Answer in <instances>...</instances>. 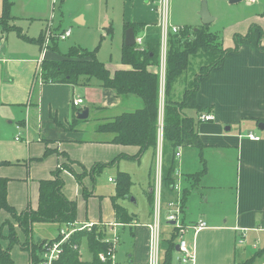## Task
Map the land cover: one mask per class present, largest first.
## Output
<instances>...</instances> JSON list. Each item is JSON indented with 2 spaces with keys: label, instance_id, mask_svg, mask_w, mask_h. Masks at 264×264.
<instances>
[{
  "label": "crops",
  "instance_id": "crops-1",
  "mask_svg": "<svg viewBox=\"0 0 264 264\" xmlns=\"http://www.w3.org/2000/svg\"><path fill=\"white\" fill-rule=\"evenodd\" d=\"M122 1L123 29L125 24H142L145 27L142 31L146 33L150 31L151 25L157 24L158 16L155 5L158 0ZM255 1L258 2V0ZM11 3L13 4L12 1ZM190 3L194 4V0H187V4ZM1 6L2 2L0 3V16ZM194 8L197 20L200 21L198 16L200 6L197 4ZM14 17L16 16H12V18ZM83 19L84 15L80 14L72 18V21L82 26L84 25ZM198 21L193 25L197 26ZM213 22H215V19ZM210 25L206 27L211 29ZM238 25L243 26L244 29L241 32H233V35L245 36L251 30L250 39L241 41L238 53L226 56L219 67L215 68L207 77L200 79L199 89L195 97V104L203 110L209 109V113L214 116L213 121L200 123L197 127L202 144L213 152L234 149L233 152L237 161L235 213L229 218L223 214L218 215V213L211 214L209 212H202L196 217L191 214L186 217L183 213V223H194L198 219H202L207 226L195 237L194 264H243L247 260H252L251 264H264V128L263 130L259 129L260 124L264 127V51L259 49V29H264V12L246 16ZM181 26L179 27L181 28ZM250 26L253 28L251 29ZM104 27L109 29V24L105 23ZM66 29H71V27ZM66 29L61 28L59 32ZM42 31L43 29L40 30L36 38H29L26 35L36 42L24 41L34 45L35 48L36 46L39 48ZM5 39V34L0 30V161L10 163L8 166L0 167V178L8 180L7 202L12 208L18 213L27 209L36 210L39 197L38 183L41 180L52 179V173L60 165H70L69 161L73 162L70 166L75 173L80 174L82 168L90 169L94 165L110 164L114 161L115 164L109 167H117L118 160H129L135 157L138 148L108 144L107 142L111 136L95 133V125L97 121H104L140 108L142 106L140 101H135L133 96L121 97L123 98L121 101L127 100L129 103L123 105L116 111L117 113L107 111L105 106L98 107L101 118L96 117L90 133L86 134L89 121H80L77 124L73 122V119H76L77 111L85 109H79L84 105L83 97H76L81 98L83 101L80 107L75 108L72 106V101L76 99L72 96L77 86L69 84L39 85V79H37V83L34 81L38 74L35 75V72L39 67V63L44 60L57 61L60 57L48 59L46 51L44 52L41 49L39 59L35 60L34 56L31 60L17 64L11 61L12 55L6 49ZM228 42H231V40L229 39ZM261 46H264V30L262 31ZM225 47V49L233 48L230 46ZM115 69L124 68L122 66V68ZM83 87L89 89L92 97L102 98L104 94H109L114 98H119L115 97L112 90L100 88L95 84ZM29 101H32L33 104L29 105ZM101 103L103 102L101 101ZM97 109H92L95 115ZM206 112L208 113V111L203 113ZM193 115L196 117L195 113ZM39 120L43 122V127L48 128L52 135L41 133ZM27 124L28 126L30 124L29 134L30 129L33 128V137L36 138L34 139L31 136L29 144L22 143L24 147H21L15 143L17 142L15 137L19 133L17 126L26 127ZM232 129H236V135L223 134V132H231ZM241 131L243 132L241 133ZM9 134L12 135V138ZM249 134L258 137L259 140H250L247 137ZM4 144L8 145L6 149H4ZM45 150L51 151L50 154L44 156ZM185 150H182L178 161L179 168L184 175H194L198 172H190L186 169L189 167L185 161ZM84 153L89 156L80 155ZM140 158L135 160H140ZM153 158H155L154 155ZM206 175H208V172L203 177L205 178ZM61 178L63 180L62 193L65 198L76 203V198L80 193L84 197L83 189L69 172L63 170ZM109 180L115 183L114 180ZM67 181H72L77 185L78 191L75 194L73 192V196L64 189ZM196 181H187L184 184L187 188H191V190L189 189L190 193L202 182L201 178L199 183ZM89 183V177L82 179V185L87 189L85 199L97 196L90 190ZM202 185H204V182ZM205 190L201 194V198H205L203 202L209 204V190ZM147 195H151V188L148 190ZM149 209L151 216V207ZM186 209L188 208L186 207ZM7 220L11 221L9 215L5 211H0V231L3 236L8 234V228L3 226ZM116 222L113 209L110 216L103 218L101 215L98 218L87 216L79 218L76 211V225L93 223L94 225L100 224L101 227L108 229L110 224ZM136 223V220H133L130 225L124 226L116 223L119 224L117 232L125 228H129L131 232L132 229H135L132 235L134 243L138 240L136 234H145V241L148 242V230L145 225L150 221L142 224L144 226L141 225V227H137ZM14 226L18 235L20 230L15 224ZM137 228L141 230L137 231ZM169 232V228L163 225L162 237L168 235ZM24 242L25 238L20 243L23 244ZM0 245L5 248L7 242L0 240ZM12 250L10 252L11 258ZM24 254L25 260L22 264H29L27 251H24ZM137 257L136 255L134 258V253L129 252L126 255L125 262L119 260L118 256L117 261L119 264H145L146 258L144 262H141Z\"/></svg>",
  "mask_w": 264,
  "mask_h": 264
},
{
  "label": "rangeland",
  "instance_id": "rangeland-1",
  "mask_svg": "<svg viewBox=\"0 0 264 264\" xmlns=\"http://www.w3.org/2000/svg\"><path fill=\"white\" fill-rule=\"evenodd\" d=\"M13 4L10 8V16H16L7 20L6 24L3 26L0 24V30L2 32L5 30H12L5 34L6 49L12 55V62L20 64V62L28 61L34 58L35 60L40 58V48L34 45H31L25 42L23 39L18 37V33L21 32L23 36H28L29 38L38 37L40 30L43 29L41 37L39 39L42 49L46 50V57L50 58H59L62 59V56L66 55L71 48H81L86 49L87 51H96L97 59L106 65L111 71L116 70L115 68H122L121 64V49L123 46L124 39V14H123V1L122 0H9ZM250 1V0H247ZM246 0H242L238 4L229 5L227 0H205L207 9L212 18L215 19V22L211 24V29L206 27L205 33L203 36L217 34L219 36L220 42L224 43L225 46H230L231 48L235 46L234 33L241 32L244 29L243 26H237V24L246 18V16L252 15L254 13L264 12V0H258V5L256 6V1L249 4ZM202 0H194V4H187V0H170L169 5V19L170 24L173 26L181 25H192L196 23L197 16L195 12V6L197 4L200 6ZM1 3V0H0ZM256 3V4H255ZM157 4L155 5V7ZM80 14L84 15V25L79 26L72 21V18L79 16ZM185 22V23H184ZM105 23L109 24V29H106ZM188 23V24H187ZM197 26H186L189 28L197 29L201 27V21H198ZM203 26V25H202ZM71 27V36L64 41H58L56 36L60 33L61 28ZM157 30L159 28L156 24ZM182 27V26H181ZM251 27V26H250ZM263 28V27H262ZM264 29H262L263 31ZM147 31L146 33L137 30L136 38L140 37L144 40H147L150 36ZM156 30H151V34H155ZM241 34V33H240ZM245 34V33H244ZM26 36V37H27ZM149 36V37H148ZM217 36V37H218ZM47 38H50L47 41ZM207 38V36H206ZM231 42H228V40ZM210 40V39H209ZM204 43V47H205ZM208 45H212L208 41ZM217 45V44H216ZM213 47L214 44H213ZM208 49H204V53L207 54ZM201 53L198 52V56L191 59L188 70L183 74L180 81L182 84L176 88L171 93H174L173 97L175 99H181L183 88L186 85H191L192 79H194L198 74L201 73V65L205 62L208 63V60H205L206 57L204 54L199 56ZM203 57V58H202ZM57 60V61H58ZM42 61V60H41ZM42 63V62H41ZM41 63L35 72V75L41 70ZM39 70V71H38ZM38 79V78H37ZM92 83H96L95 80ZM182 86V87H181ZM107 93V92H105ZM83 97L84 105L79 109L89 108L90 117L86 120L89 121L87 124V133H90L91 126L96 120V117L101 118V115L98 113V107L105 106L107 111L116 112L123 105H125L127 100L121 101V97L114 98L109 94H104L102 98L92 97L91 92L88 88L83 87L82 85L77 86L72 98ZM94 98V99H93ZM70 99V97H69ZM135 101H140L138 98H133ZM101 101L103 103H101ZM141 103V101H140ZM33 104L32 101H29V105ZM71 104V101H70ZM95 104V105H93ZM93 108L97 109V114L93 112ZM117 113V112H116ZM115 113V114H116ZM186 114L195 117L192 110H186ZM104 116V115H102ZM40 121L41 133L51 134L48 128L43 127V122ZM28 127V128H27ZM30 124L26 127H20L19 133L21 135V141L15 142L17 145L24 147L22 144L25 139H31L33 137V128L30 129ZM22 128V130H21ZM16 129V128H15ZM222 131V130H221ZM15 132V131H14ZM243 131H241L242 133ZM259 133L258 131H256ZM224 135H236V129H232L231 132H223ZM12 138V135L9 134ZM89 137V136H87ZM34 139L36 137H33ZM13 140V139H12ZM8 147L7 144H4V149ZM88 151V150H87ZM182 153V148L177 149V152ZM189 151V152H187ZM192 151V152H190ZM234 149L230 150H220V152L209 151L207 148L202 150V157L206 162V168L208 175L202 177V182L195 187L190 194L188 193L186 198V206L184 214L186 217L198 216L202 212L209 213H218V215H225L228 218L232 217L235 213V192H236V166L237 161L234 155ZM90 152V151H89ZM157 152V145L155 148V155ZM91 153V152H90ZM106 153V152H105ZM84 157L89 156L88 154H80ZM120 155V154H119ZM118 155V156H119ZM185 161L189 168H186L190 172H200L202 169V164L200 161V152L193 148H186L184 152ZM156 158V156H155ZM155 158L151 150L146 151L140 160L133 159H121L118 160V165L113 167H106L102 169L101 172L97 173L100 170V166L91 167L90 169L82 168L81 175L84 174V177H89L90 190L94 192L97 196L91 198H84L80 193L76 198V211L79 218L92 217L98 218L100 215L103 217H108L112 212L111 198L115 196L116 191V180L118 172H126L129 174L130 178V188L129 195L125 199H119V202L125 211L136 220L137 227H141L142 224L150 223L153 220V216H150V205L148 201V190L153 189L154 179H155ZM154 159V160H153ZM176 159L177 168L175 169V178L186 184L187 181L195 182L196 178L185 177L182 174L178 161ZM71 165V164H70ZM70 165H62L72 168ZM198 167V168H197ZM197 168V170H196ZM80 171V169H78ZM97 173V174H96ZM94 176L92 177V175ZM108 179H112L114 182H109ZM204 182V185H202ZM186 186V185H185ZM203 186V187H202ZM202 187V188H201ZM187 188V186H186ZM65 191L73 196L77 193V185L72 181H67L64 185ZM191 190V188H188ZM209 190L210 201L209 204L204 203V199L201 198V194L206 190ZM205 190V191H204ZM87 189H85V192ZM153 199V193H151ZM190 197L188 198V196ZM167 195H163V199L167 198ZM133 199V200H131ZM214 201V203H213ZM166 202V201H165ZM186 207L188 209H186ZM166 209H162V217L165 215ZM188 219V218H187ZM197 220V218H195ZM119 223V222H116ZM113 223V224H116ZM150 223L146 224L147 227ZM91 224V223H89ZM93 224V223H92ZM79 225L76 226L78 228ZM100 227V224H93L94 227ZM119 226V225H117ZM113 229L117 231L118 227ZM144 226V225H142ZM58 225L48 224V223H36L32 226V232L30 238L32 241L44 240L45 245H43V252L39 253V259L41 262H44V251L46 246H50L53 242H59L62 240V236L59 234V238L56 240L58 234ZM65 226L60 227L59 230L64 229ZM107 238H111V234L108 233L110 227H103ZM119 229V228H118ZM121 229V228H120ZM135 229H132V232L129 228L122 229L118 231L120 233V244L117 248V256L119 260L125 262L127 253H134V258L136 255L141 262H144L147 252V242L145 241V234L138 235V239L135 243L132 238ZM137 231L141 230L140 228L136 229ZM165 231V229H163ZM170 230V229H169ZM117 232V233H118ZM118 233V235H119ZM19 241L22 242L25 238V235L22 231H18ZM168 237V235L163 236ZM8 234L3 236L0 231V240H5L8 243ZM68 240V239H67ZM176 242V241H175ZM65 243V242H63ZM134 244V247H133ZM63 245V244H62ZM240 251V250H239ZM80 258L82 261L89 262L92 257L88 251L85 241L82 242L79 250ZM24 251L20 250L19 246H15L12 250L13 264H22L25 260ZM174 262V258H173ZM43 264V263H38Z\"/></svg>",
  "mask_w": 264,
  "mask_h": 264
},
{
  "label": "trees",
  "instance_id": "trees-1",
  "mask_svg": "<svg viewBox=\"0 0 264 264\" xmlns=\"http://www.w3.org/2000/svg\"><path fill=\"white\" fill-rule=\"evenodd\" d=\"M1 2L0 24L4 26L6 21L12 18L10 16L12 3L9 0H1ZM144 28L142 24L124 25V31L132 29L134 34H136L137 30L142 31ZM152 29L156 30V33L153 35L151 34ZM205 29L206 26H201L197 29L181 27L177 34H171L168 37L162 122V187L163 195L168 196L167 200L164 198V201H169L175 197L173 186L177 179L174 172L177 168L175 155L178 148H182L183 150L190 147L200 152L202 169L194 175H188L189 178L195 177L196 182L199 183L200 178L207 173L206 162L202 157V150L205 146L199 138L197 127L200 124L198 116L205 111L210 112V110H203L195 104L200 79L207 77L215 68L219 67L226 56L238 53L241 41H248L251 37V30L245 36L236 34L234 35L235 46L232 49H224L223 43L220 42L217 34H206L203 36ZM3 30L4 34L12 31L9 29ZM148 34L150 37L148 36L149 38L144 40L143 46L140 49L137 46H122L120 60L124 69L111 71L97 59L96 51L90 52L86 49L71 48L66 55L62 56L61 60L42 61L41 70L34 80L37 83L38 78L39 85L69 84L71 86H90V84H95L100 88L112 90L115 97L133 96L138 98L142 103L140 108L104 121H97L95 125V133L111 136L107 142L108 144L138 148L135 157L130 159H139L148 150H151L155 157V148L158 140L160 34L156 24L150 26ZM18 37L28 42H36L23 36L21 32L18 33ZM259 38V49L264 51V46H261V29H259ZM208 41L212 45H208ZM204 43L206 44L205 47ZM213 44L215 47H213ZM39 48L40 50L42 49L40 41ZM204 49L210 50L209 53L205 54ZM200 51L199 56L204 54L205 60H208V63L205 62L201 65V73L192 79L191 85L188 84L183 88L181 99H175L173 97L175 94L171 92L177 85H180V79L188 70L191 59L198 56V52ZM93 80L96 83H92ZM186 110L194 111L196 117L186 114ZM73 122L74 124L80 123L77 119H73ZM50 152L45 150L44 156H47ZM69 162L73 164V162ZM114 164L115 161L110 164L94 165V167L100 166V170L97 172L99 173L102 169ZM8 165H10L9 162L0 161V167ZM63 170L69 172L74 177L77 184L83 189L84 197H87L85 188L82 185L85 171L83 175L76 174L72 168L60 165L52 173V179L41 180L38 183L39 197L37 209H27L21 213H18L8 204V180L0 178V211H5L11 218V221H5L3 225L8 228V243L5 248L0 245V264H12L13 260L10 252L14 246H19L21 250L27 251L29 264L40 263L38 254L43 252V245H45L46 241L31 240L30 235L34 224H55L60 228L75 223L76 203L65 198L62 193L63 180L61 173ZM129 188V175L118 172L115 196L111 198V205L116 221L122 225H130L134 220L117 202L119 199L128 197ZM188 193L190 191L183 183V186L181 185L182 220ZM152 200V195L148 196L150 207H152ZM14 224L25 235V242L23 244L20 243L17 237ZM106 235L103 227L97 228L96 226L90 232L80 231L72 234L61 246L60 258L54 264H102L98 260V255L106 251V245L102 243ZM58 238L59 232L56 240ZM176 238V234L173 231L169 232L168 237H162L161 264H174ZM83 241H85L92 257L89 262L82 261L80 258L79 250ZM251 261L247 260L243 264H251Z\"/></svg>",
  "mask_w": 264,
  "mask_h": 264
},
{
  "label": "built area",
  "instance_id": "built-area-1",
  "mask_svg": "<svg viewBox=\"0 0 264 264\" xmlns=\"http://www.w3.org/2000/svg\"><path fill=\"white\" fill-rule=\"evenodd\" d=\"M254 0L248 1L249 4ZM169 5L170 0H158L155 11L158 16L157 26L160 34V53H159V128H158V140H157V152L155 158V179L152 189L153 200L151 207V214L153 216L152 222L146 227L148 230V242H147V256L145 264H161V245H162V227L165 225L176 234L178 250L175 251L174 264H194L195 252L194 242L196 235L207 228L206 223L202 219H198L194 223L185 224L182 220V202H181V184L179 179L173 186L175 193L174 199L164 201L163 199V187H162V167H163V105H164V82H165V65H166V53L168 37L172 34H177L180 31V27L170 24L169 19ZM71 35V29L63 30L58 33L56 39L58 41H64ZM50 38H47L49 41ZM136 44L139 49L143 46V39L135 37ZM46 51L44 48L42 49ZM83 104L81 98H76L72 101V106L77 108ZM214 120V116L211 113H202L198 116L200 123L211 122ZM17 130H20V125L17 126ZM252 141H258L259 138L249 134L247 136ZM15 141H21V135L18 133L15 137ZM26 145L29 144V140L23 141ZM180 150V148H178ZM176 159H180L181 152H177ZM111 182V180H109ZM166 209L165 215L162 217V209ZM119 224H110L108 233L111 234V238H107V235L103 238L102 243L106 245V251L98 255V260L102 264H119L117 261V248L120 243V238L113 228ZM76 223L68 224L64 229L59 230V234L62 236V240L59 242H53L50 246H46L44 251L43 264H54L60 258L61 246L69 237L80 231L90 232L93 224H82L76 228ZM124 226V225H123Z\"/></svg>",
  "mask_w": 264,
  "mask_h": 264
},
{
  "label": "water",
  "instance_id": "water-1",
  "mask_svg": "<svg viewBox=\"0 0 264 264\" xmlns=\"http://www.w3.org/2000/svg\"><path fill=\"white\" fill-rule=\"evenodd\" d=\"M242 0H227V3L229 5H234L240 3ZM198 16L200 17L201 24L203 26H208L213 22V18L210 16L209 11L207 9V5L205 0H202L201 5H200V10L198 12ZM78 23V22H77ZM136 41H135V34L132 29H127L124 33V46L125 47H133L135 46ZM89 116V109L85 108L82 111L78 112L76 114V119L78 121H85L88 119ZM263 126L260 124L259 129L263 130ZM152 193V189H151ZM133 200V199H131ZM178 250V247H175V251Z\"/></svg>",
  "mask_w": 264,
  "mask_h": 264
}]
</instances>
